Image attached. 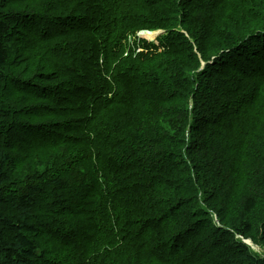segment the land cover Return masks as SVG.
<instances>
[{
    "label": "trees",
    "instance_id": "16d2710c",
    "mask_svg": "<svg viewBox=\"0 0 264 264\" xmlns=\"http://www.w3.org/2000/svg\"><path fill=\"white\" fill-rule=\"evenodd\" d=\"M177 21L186 25L184 34L195 42L199 36L213 38L212 34L234 25L239 37L216 48L213 60H230L233 67L225 77L252 83L254 89L241 86L235 99L210 103L203 96V82H189L190 60L181 54L180 44L186 41L181 30L159 36L158 45L136 38L147 28H174ZM257 39H264V0H0V264H37L31 237L39 228H44L50 239H71V264H200L192 257H201L199 248L206 245L217 249L216 264H231L233 253L230 249L220 252L218 242L230 241L240 252L244 250V243L233 235L244 240L251 233L245 216L257 209V197L242 199L232 235L221 236L217 231L218 239L207 244L198 230L200 222L207 220L209 208L214 209L211 202L218 191H223H216L215 184L224 187L236 179L241 181L232 187L235 189L252 182L264 184V140L256 147L253 133L264 111V42L255 44L245 63L237 55ZM199 71L196 76L202 80L208 69ZM176 74H183L187 89L175 86ZM95 92H114L116 108L148 109L146 128L137 139L127 137L135 126L128 114L112 117L111 123L101 120L105 112L88 102ZM179 102H184L180 118L159 121L171 115L168 106ZM149 128L163 138H179L177 145L189 161L186 163L181 154L176 157L182 159L188 173L195 175L200 168L192 158L198 150L210 171H205L204 178L213 176L204 183L196 178L198 184L192 185L194 200L197 203L195 196L200 192L207 209L201 207L200 215L188 216L189 223L181 225L184 227L172 237H166L153 217L155 205L169 207L174 202L153 199V192L160 187L153 190L151 180L158 179L159 170L155 171L153 159L145 157L138 142L149 139V145L153 143ZM196 130L199 138L193 135ZM211 135L218 146L211 147ZM193 140H200L201 145ZM245 148L250 149L248 155L243 154ZM42 149L53 154L47 160L71 150L76 162L91 166L90 175L81 176L84 194L77 204L78 214L89 222L86 228L71 231L57 221L41 227L33 222L35 217L27 209L31 196L38 193L48 204L65 207L75 215L73 203L67 204L61 197L68 185L67 177L62 176V158L51 171L47 189L36 186L37 172L26 173L20 181L12 179L28 155ZM223 155H244V164L224 169ZM168 156L175 154L170 151ZM212 161L218 165L211 166ZM182 163L180 160L179 165ZM79 169L69 167L68 176ZM19 182L25 183L22 189L17 188ZM176 183L174 179V186L180 189L181 184ZM174 201V210L185 203L182 197ZM154 233L158 237L153 238ZM191 235L194 245L181 249V255H189L181 259L179 241ZM262 241L258 243L264 246ZM243 253L245 264H264V257Z\"/></svg>",
    "mask_w": 264,
    "mask_h": 264
},
{
    "label": "rangeland",
    "instance_id": "374dc122",
    "mask_svg": "<svg viewBox=\"0 0 264 264\" xmlns=\"http://www.w3.org/2000/svg\"><path fill=\"white\" fill-rule=\"evenodd\" d=\"M151 29L147 28V31L150 33H137V38L148 42H155V39L159 34L166 35L167 33H177L181 30L180 34H182L181 36H183L186 40L182 44H180L181 54L186 60H190V64L188 66V69L191 70L190 72H188L189 82L193 81V83L195 84L203 82V96L208 102H215L219 105L221 102L226 103L229 97L235 99V91L238 90V87L241 86L248 87L250 90L254 89L252 83H247L244 80H239V78L225 77V75L229 73L231 68L233 67V64L230 60H223L219 62H214L215 60H213V58L216 56L213 54H216L218 48L228 46L232 39L239 37V34H237L238 30L236 31L234 25L228 26L225 31L223 30L216 34H212L214 36L213 38L211 36L207 37L206 35L199 36L196 42L195 40L189 38L184 34L187 30L186 25L181 24L179 21H177V24H175L174 28L171 29L156 26L153 27L152 30ZM263 42L264 39L250 41L244 47H242L237 55H239V58L244 60L245 63L247 61L246 58L250 56L249 54L255 47V44H261ZM252 44H254V46ZM193 56L197 57V59L194 60ZM197 66H199L198 71L201 70L199 71L201 73H204L208 69L207 76H203L202 80H199L196 76V73L198 71H196L195 69ZM175 76L177 78V83L175 86H178L181 89H187V86L189 84L187 83L188 81H186L184 77H182L183 74H176ZM178 97H180V95H178ZM153 104L155 105V103ZM182 105H184V102H179L178 104L168 106L171 115L164 118L163 120L159 119V121L163 123H166L167 121V123H169L171 120L180 118V109ZM162 110L163 108H161L159 111ZM218 110L215 113H218ZM104 114L105 115L102 116L101 120H103L104 122H108L110 120V123L113 121L111 120L112 117H118L120 115L123 116V114H128L130 118L134 119L135 126L130 129L127 137H134L137 139L140 133L146 128L147 124L144 121L145 118L149 116V111L146 107L143 106H135L133 108L122 106L120 108H115L111 111H107ZM260 118L261 120L259 119V123L256 124V126L253 128V133H255L254 142L256 147H260L261 142L264 140V111ZM151 123L153 124V121H151ZM225 127L226 124H224L223 128ZM189 131L190 127L188 126L186 132L189 133ZM199 132L200 131L196 130L194 131L193 135L199 138L197 134ZM149 133L154 135L153 143L149 145V139L147 142L144 141L145 139L138 140V142L144 151L145 157L153 159L154 162H151V164H153V166L155 167V171L157 169L159 170L158 172H156L159 176L158 179L156 180L155 178H152L151 180L150 187L153 188V190L160 187V191L155 190V192H153V199L158 201L171 199L174 204V199L176 197H182L185 199V203L179 210H174L172 208L174 204L169 207L155 205L153 209V212L156 215L153 217L158 220L160 229L163 231V233H165L166 237H172L177 233L178 230H181V228L184 227H181V225H186L189 223L190 219L188 218V216H192V218H194V215H200L201 207L207 209L208 206L203 201H201L200 192L195 196V198H198L197 203L196 200H194L195 192L192 190V185L198 184V182H196L195 180L196 178L204 183V179L210 181L213 176H211L210 178H204L205 171L209 173L210 171L206 165L207 160L205 156L198 152V150H194L192 156V158L200 165V168L194 175V173H188V168L183 165L182 159L176 157L181 154L183 160L186 161V163H188L189 161L187 155H185L184 153V149H180V145H177L179 141V138L177 136L175 137V139L169 137L163 138L161 135L158 136L154 132L153 128H149ZM169 135L172 136L171 133H169ZM213 135H211V137ZM211 137L203 138L200 140H208ZM174 140L176 141V143H173ZM200 140H193V144L201 145ZM185 142L187 144L190 143L189 140ZM210 145L211 147L218 146L216 137H212ZM246 148L243 152L244 155H248V151L250 150ZM47 151L49 150L42 149L41 151H36L31 155H28L26 164L23 165L20 170L15 171L14 175H12V179H17V181H20L21 177H24L26 173L37 172L39 177L37 178L38 184H36V186L47 189L48 184L52 179L51 171L53 167H55V164L58 163V160L62 158L64 160L63 164L61 165L63 169L62 176L67 177L68 185L66 189L61 192V197L65 201V203H73L75 211L74 217L71 216V214L65 207H62L60 209L58 208V206H52V204H48L45 200V196L40 193L36 194L35 196H31L30 206L27 210L35 217V220H33V222L35 224L39 223L40 227L42 225L50 223L51 221H57L59 224H61V226L66 229H70L71 231H77L80 228L84 229L89 225V222L84 217L78 214L77 204L84 194L83 190L80 188L81 186H83V180L81 179V176L90 175L91 166L87 165L84 162H76L75 152L71 150L66 154L59 153L62 157L52 158L50 160L47 159L50 158L53 154H50ZM148 151L151 154L150 156L148 154ZM170 151L175 154L174 157L170 158L168 156V153H170ZM244 155L239 157L223 155L225 158L224 169H227L230 166H235L238 168L242 166L245 161ZM86 157H90V154H86ZM180 160L182 165H179ZM87 163H89V161ZM210 165L216 167L218 165V162L212 161ZM56 167H58V165ZM69 167H77L80 169L77 173L73 174L70 177L67 174ZM202 167L204 169H202ZM54 176L56 175L52 174V177ZM174 179L178 184H181L180 189L174 186ZM240 181L241 179H236L232 183H224V187L215 184L216 191H218L219 189H222L223 191H218L219 194L216 196L215 201L211 202V205L214 207V209L209 208V216L206 218L207 220L200 222L201 228L200 230H198V232H200V237L204 241H208L206 242L207 244H212V241L214 239H218V237H215L217 235V231L221 233V236H223L225 233L232 235L233 231L231 227L235 226V223H237L241 214V201H243L250 195H254L257 197V209H255L250 214H246L245 216L246 221L250 223V227L252 229L251 233L248 234L247 237H243L244 240H242L239 236L233 235L236 240L244 243H242L244 246V250L242 249V252H240L236 247L232 245V242L230 241L218 242L217 247L221 248L220 252L226 253L230 249V251L233 253V258L235 261L231 259V264H245L246 260L244 258L245 254L243 253V251H247L255 256L264 257V246L258 243H263L262 240L264 239V184H260V182H252L247 183L245 187L242 186L237 189L232 188L236 183H239ZM24 184L25 183L23 182H19L17 188L22 189ZM204 189L206 191H209L206 188ZM48 210H53V212ZM220 224L221 226H219ZM156 237H158V233L153 234V238ZM193 237L194 236L191 235L184 239V241H179L180 244L182 243L179 251H177L179 258L182 259L189 256L186 253H184V255H181V249L192 248L194 245ZM31 238L33 239L36 246V253L38 256L37 264L72 263L70 248L71 239L69 237L61 236L56 241L54 239H50L49 236L45 234L44 228H39L37 235L32 236ZM222 239L224 238H219V240ZM228 239L233 241L231 238ZM199 249V254H202V256H193V261L196 260L200 264L217 263L218 254L215 247L210 249L208 245H206L200 247ZM241 253L242 256L239 257L238 255H240ZM125 256H127V254H125ZM131 257L135 259L134 255H131ZM152 261L153 260H151V262ZM128 264H130L129 261ZM153 264L160 263L153 262Z\"/></svg>",
    "mask_w": 264,
    "mask_h": 264
},
{
    "label": "clouds",
    "instance_id": "9594fccd",
    "mask_svg": "<svg viewBox=\"0 0 264 264\" xmlns=\"http://www.w3.org/2000/svg\"><path fill=\"white\" fill-rule=\"evenodd\" d=\"M140 32H141V34L142 33H150L148 31H140ZM156 34H158V33H156ZM162 35L163 34H159L157 36V38L159 36H162ZM136 38H137V36H136ZM156 39H155V42H149V43H153L155 45H158L156 42ZM141 51H142L141 48L138 49V52H141ZM124 55H127V53H125ZM128 88L131 89V86H129ZM114 96H115L114 92L113 93L95 92V94L91 95L88 99L89 106L92 107V105H93V108H97L103 112L111 111V110L115 109L117 106V103L112 101Z\"/></svg>",
    "mask_w": 264,
    "mask_h": 264
}]
</instances>
